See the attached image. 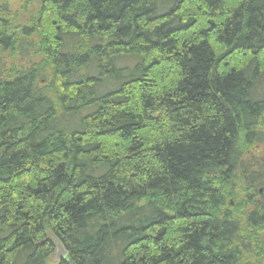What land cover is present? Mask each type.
I'll list each match as a JSON object with an SVG mask.
<instances>
[{"label": "trees", "instance_id": "trees-1", "mask_svg": "<svg viewBox=\"0 0 264 264\" xmlns=\"http://www.w3.org/2000/svg\"><path fill=\"white\" fill-rule=\"evenodd\" d=\"M17 1L0 264H264V0Z\"/></svg>", "mask_w": 264, "mask_h": 264}, {"label": "rangeland", "instance_id": "rangeland-1", "mask_svg": "<svg viewBox=\"0 0 264 264\" xmlns=\"http://www.w3.org/2000/svg\"><path fill=\"white\" fill-rule=\"evenodd\" d=\"M8 6L7 8H9L11 13H16L17 14V9L19 8V2L17 0H7ZM30 9V8H28ZM20 17V16H19ZM3 62V65H8L9 62L11 63V60L9 59V56L6 54L5 55H0V63ZM14 63L17 65L18 63L16 61H14ZM2 65V64H1ZM104 89L106 88H100L99 92L102 93L104 92ZM252 150H255L257 153H262L264 152V146L260 145L259 147L255 148L252 147ZM53 242L55 244V250L52 254V256L50 257V261L56 262L63 254H64V250L62 249V247L59 245V243L53 239Z\"/></svg>", "mask_w": 264, "mask_h": 264}, {"label": "water", "instance_id": "water-1", "mask_svg": "<svg viewBox=\"0 0 264 264\" xmlns=\"http://www.w3.org/2000/svg\"><path fill=\"white\" fill-rule=\"evenodd\" d=\"M59 245H60V244H59ZM63 255H65V252H64V254H63ZM63 255H62V256H63Z\"/></svg>", "mask_w": 264, "mask_h": 264}]
</instances>
